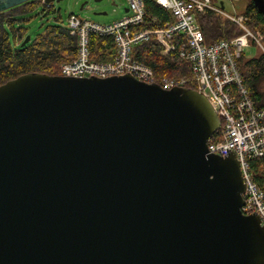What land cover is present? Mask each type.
I'll return each instance as SVG.
<instances>
[{"label":"water","instance_id":"water-1","mask_svg":"<svg viewBox=\"0 0 264 264\" xmlns=\"http://www.w3.org/2000/svg\"><path fill=\"white\" fill-rule=\"evenodd\" d=\"M219 127L203 93L129 73L4 82L0 264H264L238 159L208 153Z\"/></svg>","mask_w":264,"mask_h":264},{"label":"built area","instance_id":"built-area-1","mask_svg":"<svg viewBox=\"0 0 264 264\" xmlns=\"http://www.w3.org/2000/svg\"><path fill=\"white\" fill-rule=\"evenodd\" d=\"M155 2L171 12V23L155 28H139L145 13L143 0H128L126 15L106 24L70 13L65 26L76 36L77 50L72 60L60 64L59 75L105 78L129 73L142 82L156 83L163 89L187 87V78L163 76L156 79L152 68L138 61L133 54L136 45L151 38L161 45L163 55L175 51L189 62L194 89L207 97L220 118L219 132L207 139L208 153L222 156L230 152L235 154L244 183L241 211L244 214H257L261 225H264V191L254 181L249 163L253 158H264V106H254L237 65L243 49L250 45L264 54L263 35L248 27L242 12H226L222 2L220 6L212 3V0ZM204 10L228 18L241 29V33L230 39L205 43L195 18L196 12ZM92 34L113 38L116 50L112 61L99 62L90 58ZM177 35L184 38V43L176 42Z\"/></svg>","mask_w":264,"mask_h":264},{"label":"trees","instance_id":"trees-1","mask_svg":"<svg viewBox=\"0 0 264 264\" xmlns=\"http://www.w3.org/2000/svg\"><path fill=\"white\" fill-rule=\"evenodd\" d=\"M144 17L139 28H155L173 21L171 12L158 5L155 0H143ZM217 4V0H212ZM39 5L47 11H53V5H44L40 0H29L0 11V85L27 72H42L49 75H59V66L64 61L75 57L77 38L71 34L56 17V23L47 25L34 38H30L23 46L21 41L27 35L24 18ZM246 16V24L252 30H258L263 35L264 43V0L258 2L249 0L242 11ZM195 18L199 24L205 43L221 39H230L241 33V29L228 18L211 10L196 12ZM10 34L13 43L10 40ZM176 42L184 43V38L175 36ZM90 58L99 62L112 61L116 46L111 36H90ZM161 45L154 39L140 43L133 49L134 57L150 66L156 79L163 76H190L189 62L181 58L175 51L166 55L161 53ZM245 87L256 108L264 106V54L247 58L243 54L237 59ZM187 87L195 88L188 83ZM219 131H215L217 134ZM254 181L264 191V158H253L249 161Z\"/></svg>","mask_w":264,"mask_h":264},{"label":"rangeland","instance_id":"rangeland-1","mask_svg":"<svg viewBox=\"0 0 264 264\" xmlns=\"http://www.w3.org/2000/svg\"><path fill=\"white\" fill-rule=\"evenodd\" d=\"M40 1L43 3L42 0ZM221 2L223 3L224 10L233 14L242 12L249 0L232 2L231 0H217L219 6ZM52 5L54 10L51 12L43 8V5H39L34 11L24 15V18H27V20L23 25L27 27V35L30 38H34L37 34L41 33L47 25L56 23V17L58 16L65 25L70 13L100 24L113 22L126 15L125 9L128 8V0H58L53 1ZM10 40L13 43L11 34ZM258 52V49L254 45L243 49V55L247 58L256 56ZM169 77L187 78L189 79L187 84L191 83V76L174 75Z\"/></svg>","mask_w":264,"mask_h":264}]
</instances>
